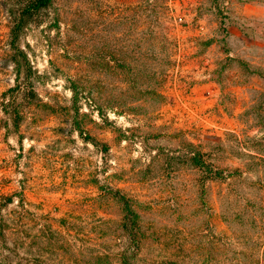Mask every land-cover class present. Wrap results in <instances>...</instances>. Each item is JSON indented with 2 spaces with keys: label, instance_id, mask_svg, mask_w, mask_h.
Returning <instances> with one entry per match:
<instances>
[{
  "label": "rangeland",
  "instance_id": "rangeland-1",
  "mask_svg": "<svg viewBox=\"0 0 264 264\" xmlns=\"http://www.w3.org/2000/svg\"><path fill=\"white\" fill-rule=\"evenodd\" d=\"M30 1L0 0V264H264V0Z\"/></svg>",
  "mask_w": 264,
  "mask_h": 264
},
{
  "label": "trees",
  "instance_id": "trees-1",
  "mask_svg": "<svg viewBox=\"0 0 264 264\" xmlns=\"http://www.w3.org/2000/svg\"><path fill=\"white\" fill-rule=\"evenodd\" d=\"M54 0H31L30 3L27 5L26 10L24 11L23 16H28V18L32 17L35 12H46L51 5H53ZM24 22V21H23ZM191 162L194 166L198 168L207 169V173H209L210 179L214 180L215 175H217V172L213 171L214 168L210 167V165L207 164L206 160H204V156L198 152L196 156L191 158ZM125 224V231L126 234H129L131 237V241H136V231H137V221L136 220H124ZM127 261V259H126ZM125 261V262H126Z\"/></svg>",
  "mask_w": 264,
  "mask_h": 264
}]
</instances>
